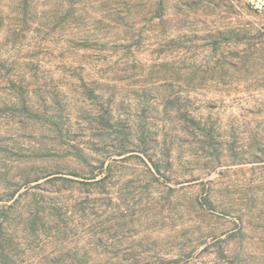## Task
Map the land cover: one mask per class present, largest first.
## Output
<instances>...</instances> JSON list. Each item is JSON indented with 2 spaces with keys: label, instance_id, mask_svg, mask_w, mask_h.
Masks as SVG:
<instances>
[{
  "label": "rangeland",
  "instance_id": "obj_1",
  "mask_svg": "<svg viewBox=\"0 0 264 264\" xmlns=\"http://www.w3.org/2000/svg\"><path fill=\"white\" fill-rule=\"evenodd\" d=\"M190 2L193 0H168L164 22L143 21L147 30L140 56L147 62L146 75L132 79L124 91L128 97L122 113L138 117L144 110L151 132L157 133L158 142H148L162 159L160 171L145 154L135 151L130 160L116 166L104 185L91 182L96 164L92 157L99 154L89 149L77 153L72 145L81 142L83 146L99 137L88 129L95 115L86 109L98 105L94 100L69 105L65 118L72 129L63 136L19 137L27 144L46 145L41 152L2 145L0 165L12 173L29 166L30 161L53 172L31 185L40 183L46 191L48 198L43 205L61 209L63 219L59 222L65 228L63 232L38 230L42 243H32L28 246L31 251L24 250L26 218L18 217L20 248L25 252H19L9 264H184L180 252L194 244L197 223L205 221L221 233L230 231L237 222L218 208L209 212L198 209L196 198L208 184L215 201L251 210L254 224L259 230L264 228V150L257 145L264 137V0ZM217 31H224L223 36ZM212 36L221 37V45L211 46ZM223 52L243 55L245 60L222 77L218 73L210 79L213 62ZM171 59L177 63L164 64ZM158 70L162 74L178 72L177 82L160 83ZM69 86H63V91L71 90ZM172 89L180 92L191 108L199 107L205 117L211 116L220 127V140L231 145L218 153L219 159L208 168L184 163L186 143L178 140L182 136L178 130L170 128L173 114H166L162 101L163 94ZM77 121L83 128L78 129ZM167 131L169 137L164 140ZM168 145L172 146L170 151ZM51 177L55 179L46 181ZM50 220L55 218L50 216ZM47 257L54 262L48 263ZM0 264H5L1 257Z\"/></svg>",
  "mask_w": 264,
  "mask_h": 264
},
{
  "label": "trees",
  "instance_id": "obj_2",
  "mask_svg": "<svg viewBox=\"0 0 264 264\" xmlns=\"http://www.w3.org/2000/svg\"><path fill=\"white\" fill-rule=\"evenodd\" d=\"M167 8L168 0H0V149L4 145L34 154L47 149L43 144L21 142L19 137L43 138L48 133L63 136L72 129L65 118L69 105L94 100L98 105L86 109L95 115L88 129L99 137L83 146L81 142L72 145L77 153L89 149L99 154L92 157L96 164H91V182L104 185L113 177L116 166L130 160L135 151L145 154L160 171L162 159L157 158L158 151L148 142H158L157 133L151 132L149 117L144 110L138 117L124 115L121 110L128 97L125 86L135 77L146 75L147 62L140 56L147 30L143 21L150 18L164 22ZM223 32L218 34L223 36ZM212 37L211 46L221 45V37ZM244 60L243 55L223 52L213 62L215 70L210 79L218 73L222 77ZM176 63L175 59L164 62ZM161 71L158 70L160 83L177 82L178 72ZM68 85L71 90L63 91V86ZM162 101L166 114H173L175 123L171 120L170 128L178 130L182 134L178 140L186 143L188 157L184 163L208 168L219 159L218 153L227 145L231 147L220 140V127L215 126L211 116L205 117L199 107L191 108L180 92L172 89L163 94ZM76 124L78 129L83 128L80 121ZM163 136L167 140L169 131ZM257 143L258 149L264 150V137ZM171 148L170 145L167 150ZM28 164L18 168L17 173L0 165V257L5 264L25 252L20 248L18 217L26 218L24 250L32 243H42L38 230L65 231L60 224L61 209L43 205L48 198L46 191L40 183L31 185L53 172L33 161ZM96 168L99 170L94 172ZM22 187L26 189L22 191ZM37 188L40 190H32ZM212 193L210 184L203 188L196 198L198 209L209 212L218 208L223 214L234 216L236 225L230 231L216 233L201 220L195 228L194 244L180 252L185 257L184 264H264V228L259 230L254 224L251 210L215 201ZM47 260L54 262L49 257Z\"/></svg>",
  "mask_w": 264,
  "mask_h": 264
}]
</instances>
